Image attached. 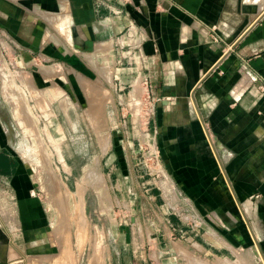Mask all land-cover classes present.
Returning <instances> with one entry per match:
<instances>
[{"label": "crops", "instance_id": "0c3cea01", "mask_svg": "<svg viewBox=\"0 0 264 264\" xmlns=\"http://www.w3.org/2000/svg\"><path fill=\"white\" fill-rule=\"evenodd\" d=\"M96 2L0 0V34L15 44L23 61H36L31 69L38 85L59 80L74 95L80 89L79 101L84 105L89 99L80 82L97 79L86 64L99 50L114 49L133 20L144 38V52L152 55L158 50L168 70L166 75L158 68L151 70L152 77L163 82L159 111L170 113L165 125L160 124L165 135L159 137L163 163L196 200L194 205L201 213L215 212L221 219L220 227L196 228L188 224L185 212L168 215L155 201L144 200L153 217L143 216L142 204L136 206L130 219L122 220L131 228H114V249L101 255L102 264L107 260L108 264H203V259L210 264L218 257L232 256L233 236L248 249L249 222L245 218L246 230L236 213L238 209L245 217L244 210L256 208L259 216L264 214V121L258 114V110L264 111V100H256L254 90L244 92L234 108L230 92L243 60L264 76V0H131L126 5L115 2L122 10L118 16L106 6L98 10ZM217 67L220 73L212 71ZM191 112L199 113L198 117ZM244 127L233 139L234 130ZM207 128L215 133L218 144L232 147L233 158L223 150L216 158L210 153L203 133H208ZM128 167L120 158V166L115 168L117 189L131 173ZM0 178L17 194L25 230L46 229L41 202L27 194L25 171L2 145ZM147 193L143 194L146 199ZM254 194H261L256 203L249 199ZM130 229L132 233H126ZM251 231L264 253L262 221ZM242 259L249 260L244 249ZM63 263L69 264L66 259Z\"/></svg>", "mask_w": 264, "mask_h": 264}, {"label": "rangeland", "instance_id": "374dc122", "mask_svg": "<svg viewBox=\"0 0 264 264\" xmlns=\"http://www.w3.org/2000/svg\"><path fill=\"white\" fill-rule=\"evenodd\" d=\"M149 56L152 69L168 74L158 50ZM89 60V65L84 63L96 73L97 79L80 82L89 99L82 105L80 89L75 88L74 95L59 80L38 85L31 69L36 61H23L15 44L0 34V147L8 149L19 168L25 171L27 194L41 202L48 223L44 230L27 232L19 218L17 194L0 178V264H57L58 261L62 264L65 259L69 264H102L101 255L106 256L114 249V228H131L122 220H129L136 206L142 204L143 216L153 217L144 200L155 201L168 215L185 212L188 224L196 228L218 224L220 227L219 215L201 213L194 205L196 200L179 186L163 163L159 137L165 135L160 124L164 126L170 118L167 110L159 111L163 82L152 76L149 80L115 81L113 49L99 50ZM248 65V69L237 70L239 78L231 88L234 108L240 105L244 92L254 90L256 100H264V76L252 70L249 62ZM217 70L221 72L218 67L212 71ZM60 77L66 79L64 71ZM188 100L194 108L192 98ZM194 112L191 116L199 115ZM258 114L264 121V111L258 110ZM245 129H235L232 138ZM207 132L203 130L210 153L216 158L223 150L233 158L232 147L218 144L215 133L209 128ZM146 137L158 147L160 162L156 165V161L154 164L151 161L159 173L154 171L145 180L133 161V152L147 146ZM120 158L126 160L131 173L123 177L117 189L115 168L120 166ZM143 192L148 194L147 199ZM260 195L254 194L249 199L256 203ZM243 213L245 217L237 209L236 216L246 230L245 218L249 222V248H243L241 239L233 236L232 256L218 257L210 264H264L263 250L251 231L259 220L264 226V214L259 216L256 208ZM243 249L249 253L248 262L242 259Z\"/></svg>", "mask_w": 264, "mask_h": 264}, {"label": "built area", "instance_id": "2783aa9c", "mask_svg": "<svg viewBox=\"0 0 264 264\" xmlns=\"http://www.w3.org/2000/svg\"><path fill=\"white\" fill-rule=\"evenodd\" d=\"M115 2L120 5H126L131 0H97V9L99 10L101 6H106L112 15H121L122 10L114 6ZM143 42L144 38L141 36L139 27L133 20H130L123 38L119 43L115 44L113 49L115 54L113 78L115 81L126 80L133 82L135 80L150 79L153 61L150 60L151 56L144 52ZM248 66V62L243 60L242 68L248 69ZM148 139L146 137L147 146L133 152L134 162L137 164L140 175L143 178L153 175L154 171L159 173L158 170L151 166L155 161L156 165L160 162L158 147L154 146V143L150 144ZM151 161L152 164H150Z\"/></svg>", "mask_w": 264, "mask_h": 264}, {"label": "bare ground", "instance_id": "6f19581e", "mask_svg": "<svg viewBox=\"0 0 264 264\" xmlns=\"http://www.w3.org/2000/svg\"><path fill=\"white\" fill-rule=\"evenodd\" d=\"M108 48H109V46H108ZM3 63V62H2ZM3 69V68H2ZM7 69V68H6ZM4 71V70H3ZM12 75V74H11ZM4 76V75H3ZM2 77V76H1ZM12 78V77H11ZM21 78V77H20ZM18 79V78H17ZM19 80V79H18ZM22 80V79H21ZM6 84V83H5ZM23 109V108H22ZM22 113V112H21ZM20 114V113H19ZM25 114V113H24ZM25 116H27V115H25ZM20 117V116H19ZM22 117V116H21ZM27 125V124H26ZM31 126H34V125H31ZM35 130V129H34ZM40 145V144H39ZM43 150V149H42ZM96 175V174H95ZM97 176V175H96ZM95 176V177H96ZM57 181V180H56ZM58 183H60V182H58ZM60 185V184H59ZM57 187V186H56ZM81 187V186H80ZM61 188V187H60ZM82 188V187H81ZM83 189V188H82ZM79 190V189H78ZM57 190L55 189V191L54 192H56ZM64 191V190H63ZM60 193V192H59ZM81 194V193H80ZM65 195V194H64ZM67 195V194H66ZM57 197V196H56ZM78 197H79V195H78ZM60 199V198H59ZM63 200V199H62ZM81 202V201H80ZM56 203V202H55ZM60 203V202H59ZM66 203V202H65ZM58 204V203H57ZM77 205V204H76ZM78 205H80V203L78 204ZM59 206V205H58ZM64 206V205H63ZM78 207V206H77ZM62 208V207H61ZM66 209V208H65ZM59 211V210H58ZM261 255V254H260ZM262 258V257H261Z\"/></svg>", "mask_w": 264, "mask_h": 264}, {"label": "flooded vegetation", "instance_id": "af4514ba", "mask_svg": "<svg viewBox=\"0 0 264 264\" xmlns=\"http://www.w3.org/2000/svg\"><path fill=\"white\" fill-rule=\"evenodd\" d=\"M22 179H23V177H22Z\"/></svg>", "mask_w": 264, "mask_h": 264}]
</instances>
